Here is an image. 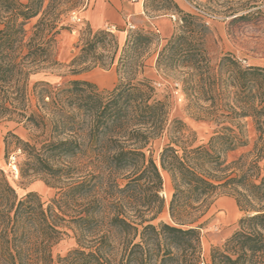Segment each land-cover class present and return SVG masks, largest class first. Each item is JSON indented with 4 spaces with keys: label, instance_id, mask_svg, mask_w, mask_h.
<instances>
[{
    "label": "trees",
    "instance_id": "16d2710c",
    "mask_svg": "<svg viewBox=\"0 0 264 264\" xmlns=\"http://www.w3.org/2000/svg\"><path fill=\"white\" fill-rule=\"evenodd\" d=\"M45 1L0 0V121L50 126L39 147L9 131L6 151L14 144L23 154L22 178L45 174L60 182L59 190L48 204L35 191L20 197L0 168V264H54L52 246L65 224L75 230L78 246L60 258L62 264H200L199 220L219 194L234 196L247 215L212 248L211 264H264V67L242 65L226 53L214 71L205 25L184 13L156 67L183 68V91L211 102L197 117L222 123L208 143L195 144L196 131L172 115L167 96L157 98L152 81L139 77L156 33L134 31L120 49L115 33L87 26L79 30V50L68 66L77 74L116 63L117 84L101 90L86 79L38 82L37 109L31 110L27 79L61 65L56 37L66 26L59 23L81 2L50 0L45 8ZM40 14L28 37L27 22ZM227 93H236L239 105H229ZM248 116L258 132L254 148L229 162V151L248 144L243 124L234 126ZM158 138L167 142L157 161L147 151ZM163 171L174 188L173 222L156 224L165 206Z\"/></svg>",
    "mask_w": 264,
    "mask_h": 264
},
{
    "label": "rangeland",
    "instance_id": "374dc122",
    "mask_svg": "<svg viewBox=\"0 0 264 264\" xmlns=\"http://www.w3.org/2000/svg\"><path fill=\"white\" fill-rule=\"evenodd\" d=\"M183 6L180 7L177 0H146L145 7L149 13L156 15H172L174 21V33L178 32L183 25L184 13H190L195 16L206 27L204 33V44L211 60L213 70L216 71L221 58L226 53H233L242 65L250 64L254 59H264V0H181ZM50 0L45 1L47 8ZM194 2L203 7L211 16L198 13L194 8ZM87 0L81 2L73 9L63 14L59 27L62 25L60 33L56 37V54L61 65L33 71L27 79V96L30 103V109H37V96L35 85L38 82H47L53 85L64 84L71 79H86L98 85L101 90H111L119 80V74L116 70V63L109 67H95L81 73H72L68 64L77 54L79 42V30L85 27H91L84 20L82 22L74 21L72 14L81 12L86 8ZM178 6V9L174 5ZM181 10V11H178ZM247 17L239 18L237 16L247 14ZM176 18H174V16ZM42 15L31 18L27 24L28 37L33 32L34 25ZM237 17V18H236ZM113 33L110 28H105ZM127 37L130 33L141 28H129ZM145 30V29H144ZM153 31V30H152ZM155 42L146 50L143 55L145 66L139 77H145L152 81L156 88V97L165 99L166 96L170 103V109L173 116L184 118L188 124L196 131L197 139L195 144H206L218 128L221 126L207 118L197 117L200 107L209 106L211 102L195 100L187 95L182 89L181 80L184 76V69L180 68L173 71H159L156 67V61L159 50L166 39L157 31ZM120 45V49L125 44L121 41L120 33H115ZM127 39V38H126ZM243 60H246L244 62ZM264 67V65L260 66ZM95 80L104 81L105 85L99 84ZM239 91L238 88H229ZM229 105H239V99L236 93H227ZM230 123V122H228ZM243 124L248 144L239 146L227 153L230 161L238 157L249 154L254 148L258 138L256 123L253 117L248 116L235 121ZM9 131H13L23 139L36 143L39 147L42 141L50 137V126L34 128L25 123L15 120L0 121V168L9 175L12 183L17 189L20 197L26 195L29 191H35L42 200L48 204L59 190V181L45 174H38L22 178L20 176L19 163L23 159V154L15 145H11L9 153L6 151L5 136ZM13 140V139H12ZM167 142V138H158L149 145L148 154H153L154 158L159 159L160 153ZM18 169V172L16 171ZM164 185L161 194L165 198V206L159 216L153 221L158 224L160 221L172 223L169 213V203L174 188L170 175L163 171ZM122 180L121 182H125ZM247 213L239 207L234 196L230 194L217 195L207 212L200 218L199 223H203L201 228L202 253L200 264H211V250L215 246L221 247L227 238H229L239 227L240 219ZM198 223V224H199ZM63 233L52 246V252L55 258L54 264H62L61 257H65L71 250L78 246V240L75 230L70 225H63Z\"/></svg>",
    "mask_w": 264,
    "mask_h": 264
},
{
    "label": "crops",
    "instance_id": "0c3cea01",
    "mask_svg": "<svg viewBox=\"0 0 264 264\" xmlns=\"http://www.w3.org/2000/svg\"><path fill=\"white\" fill-rule=\"evenodd\" d=\"M146 0H87L86 8L81 12V17L94 29L110 28L115 33H120L121 41H125L128 31L126 27L149 31H157L161 36L168 37L174 33L172 15H156L149 13L145 7ZM180 7L181 0H177ZM250 64L264 65V59H254ZM105 85L102 80H95Z\"/></svg>",
    "mask_w": 264,
    "mask_h": 264
},
{
    "label": "built area",
    "instance_id": "2783aa9c",
    "mask_svg": "<svg viewBox=\"0 0 264 264\" xmlns=\"http://www.w3.org/2000/svg\"><path fill=\"white\" fill-rule=\"evenodd\" d=\"M194 8L200 14L207 15L209 17L211 16L208 12H206V10L203 7L196 4V2H194ZM173 16H174V18H176L175 15H173ZM72 17H73L74 21H76V22H82L83 21V18L78 14L77 11L73 12ZM130 28L131 29L134 28V25H130ZM243 61L246 62V60H243ZM16 171H17V169H16Z\"/></svg>",
    "mask_w": 264,
    "mask_h": 264
},
{
    "label": "bare ground",
    "instance_id": "6f19581e",
    "mask_svg": "<svg viewBox=\"0 0 264 264\" xmlns=\"http://www.w3.org/2000/svg\"><path fill=\"white\" fill-rule=\"evenodd\" d=\"M17 172H18V169H17Z\"/></svg>",
    "mask_w": 264,
    "mask_h": 264
}]
</instances>
